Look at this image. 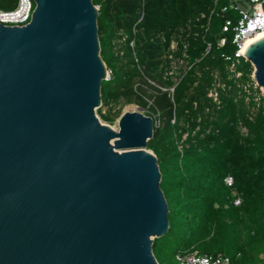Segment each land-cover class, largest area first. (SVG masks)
<instances>
[{"label":"water","instance_id":"95a60500","mask_svg":"<svg viewBox=\"0 0 264 264\" xmlns=\"http://www.w3.org/2000/svg\"><path fill=\"white\" fill-rule=\"evenodd\" d=\"M0 22V264H160L169 229L152 116L101 121L99 8L34 0ZM264 9V2L262 3ZM245 57L264 94V37Z\"/></svg>","mask_w":264,"mask_h":264},{"label":"trees","instance_id":"16d2710c","mask_svg":"<svg viewBox=\"0 0 264 264\" xmlns=\"http://www.w3.org/2000/svg\"><path fill=\"white\" fill-rule=\"evenodd\" d=\"M93 2L99 8L100 53L110 71L102 84V105L122 94H135L145 105L146 99L134 89L141 81V92L154 102L150 113H158L160 120L148 141L158 159L160 186L169 207V229L153 242L158 262L169 264L178 251L197 249L223 252L236 264H264V97L254 100L257 89L244 90L254 71L247 58L239 57L240 77L230 72L238 46L233 25L223 29L227 19L235 24L241 17L234 6L239 0ZM15 4L16 0H0L3 9ZM121 31L127 40L116 48ZM179 33L177 54L185 50L188 64L172 97L147 77L162 86L173 84L164 78L165 55ZM217 80L225 87H217L215 100L208 92ZM98 112L113 120L101 107ZM228 175L234 177V189L225 182Z\"/></svg>","mask_w":264,"mask_h":264},{"label":"built area","instance_id":"2783aa9c","mask_svg":"<svg viewBox=\"0 0 264 264\" xmlns=\"http://www.w3.org/2000/svg\"><path fill=\"white\" fill-rule=\"evenodd\" d=\"M217 1V0H215ZM250 4L249 8H244L240 3L234 4V6L239 9L241 17L234 24L231 20L227 19L223 29L226 31L230 26L233 25L235 30V35L233 42L237 44L238 49L235 52V56L237 57L235 61H232L228 68L230 72L235 73L236 77L241 76V72L237 71V64L239 62V57L244 56L241 53V48L244 45L246 39L257 32H264V9L262 7V3L264 0H247ZM35 8L34 0H16V4L13 8L3 9L0 7V22L5 25H24L30 21L32 17V13ZM120 37L116 40L117 46L116 48H120L121 44L127 40V35L121 31L119 32ZM182 40V34L179 33L174 37L170 43L169 53L165 55L166 69L164 73L165 79H171L173 84L170 86H162L157 81H154L150 77H147L149 83L154 84L160 87L163 90H169L170 95L173 97L174 89L176 85L181 80L184 71L187 69V60H186V52L183 50L182 54H177L180 42ZM131 46H134V39L130 41ZM220 44H225V38L222 37L220 40ZM186 47V44L183 45ZM210 45L208 46L209 49ZM123 53V50L120 51ZM226 59H229V56H225ZM246 58V57H245ZM185 61V62H184ZM184 64V65H183ZM183 66V67H182ZM142 69V67H140ZM143 72V70H142ZM110 77V71L108 70L106 79ZM255 78L252 77V81L244 84L245 86L253 87ZM141 81H137L134 85V89L137 93L143 95L146 99L147 103H154L152 98H149L147 95L143 94L139 88L141 85ZM148 85V84H146ZM145 85V86H146ZM222 86L225 87V83L221 80H217L214 88L210 89L208 92V96L213 97L215 100L218 99V90L217 87ZM255 86H258L255 80ZM152 116L154 121V127L160 125V120L158 117V113H150L148 114ZM176 118L172 119V122H175ZM186 134L184 135V138ZM182 144H180V148ZM225 182L227 185L234 189V177L232 175H228L225 178ZM235 191V190H234ZM235 204L241 203V197L237 196L235 198ZM176 259L179 264H236L233 263L232 258L223 253L217 252L215 254L201 253L199 250H180L176 254Z\"/></svg>","mask_w":264,"mask_h":264},{"label":"rangeland","instance_id":"374dc122","mask_svg":"<svg viewBox=\"0 0 264 264\" xmlns=\"http://www.w3.org/2000/svg\"><path fill=\"white\" fill-rule=\"evenodd\" d=\"M239 3L244 7V8H249L250 4L247 0H239ZM185 62V61H184ZM184 65V64H183ZM183 67V66H182ZM252 77H253V72H252ZM253 89H257L256 91H253ZM259 89V91H258ZM244 90L248 93H251L252 91L255 92L254 94V100L260 101V97L263 96V88L259 86H255V80L253 84V88L249 87L248 85L245 86ZM257 92V93H256ZM149 93V92H148ZM147 95V94H145ZM148 96V95H147ZM137 96L135 94H129L125 95L122 94L118 97L117 100H113L110 105H102V112L108 115L109 117H112L113 120H105L101 113L98 112V109L96 112L98 113L101 121L105 124L110 125L111 127H115L116 129L118 128V119L122 113L125 111H133V110H139L143 112L144 114H149V106L152 105V103H146L145 105H142L141 103L137 102ZM245 102H249V96H245ZM264 104V101H263ZM169 264H179V262L176 259V256L173 261H169Z\"/></svg>","mask_w":264,"mask_h":264},{"label":"bare ground","instance_id":"6f19581e","mask_svg":"<svg viewBox=\"0 0 264 264\" xmlns=\"http://www.w3.org/2000/svg\"><path fill=\"white\" fill-rule=\"evenodd\" d=\"M264 37V32H257L256 34L248 37L244 43V45L242 46L241 48V53L243 55H246V51H247V48L255 41H257L258 39ZM114 129H116L115 127H113Z\"/></svg>","mask_w":264,"mask_h":264}]
</instances>
